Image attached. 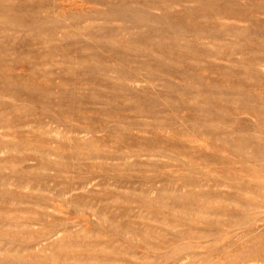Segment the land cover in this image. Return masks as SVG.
<instances>
[{
    "label": "rangeland",
    "instance_id": "obj_1",
    "mask_svg": "<svg viewBox=\"0 0 264 264\" xmlns=\"http://www.w3.org/2000/svg\"><path fill=\"white\" fill-rule=\"evenodd\" d=\"M0 264H264V0H0Z\"/></svg>",
    "mask_w": 264,
    "mask_h": 264
}]
</instances>
